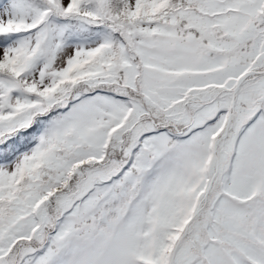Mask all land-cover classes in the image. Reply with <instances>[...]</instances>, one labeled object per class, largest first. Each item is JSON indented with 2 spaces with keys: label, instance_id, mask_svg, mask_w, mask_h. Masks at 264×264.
Here are the masks:
<instances>
[{
  "label": "snow or ice",
  "instance_id": "snow-or-ice-1",
  "mask_svg": "<svg viewBox=\"0 0 264 264\" xmlns=\"http://www.w3.org/2000/svg\"><path fill=\"white\" fill-rule=\"evenodd\" d=\"M0 264H264V0H0Z\"/></svg>",
  "mask_w": 264,
  "mask_h": 264
}]
</instances>
